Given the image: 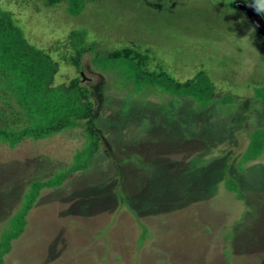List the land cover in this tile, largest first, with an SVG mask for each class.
Segmentation results:
<instances>
[{
    "label": "rangeland",
    "instance_id": "1",
    "mask_svg": "<svg viewBox=\"0 0 264 264\" xmlns=\"http://www.w3.org/2000/svg\"><path fill=\"white\" fill-rule=\"evenodd\" d=\"M45 1L0 5L46 49L85 33L92 52L83 54L81 85L103 144L86 171L40 192L4 264H264V153L243 162L249 134L264 130V102L255 99L264 39L237 8L251 4L264 17V0H96L79 16ZM129 45L176 80L207 72L216 97L234 101L201 110L155 89L139 93L122 70L94 64ZM77 75L61 62L55 82ZM85 141L75 129L14 149L0 143V242L30 182L71 167ZM229 178L243 201L226 190Z\"/></svg>",
    "mask_w": 264,
    "mask_h": 264
},
{
    "label": "trees",
    "instance_id": "2",
    "mask_svg": "<svg viewBox=\"0 0 264 264\" xmlns=\"http://www.w3.org/2000/svg\"><path fill=\"white\" fill-rule=\"evenodd\" d=\"M63 1L67 3L70 15L79 16L87 3L96 0H46L45 5L55 7ZM23 31L11 12L0 5V143L14 149L24 140L37 142L75 129L83 130L86 141L73 156L71 167L45 181L30 182L19 210L7 220L8 227L0 242V264H4V256L10 251L12 241L23 234L26 217L40 192L60 188L74 173L86 171L90 163H95V155L99 154L103 144L92 119L94 103L88 88L81 85V60L85 52H92L86 44L85 33L72 31L68 44L55 42L50 50L32 43ZM55 53L59 54V61L55 59ZM61 62L78 72L67 84L55 82ZM150 62L148 51L138 50L133 45L112 50L105 56L96 55L94 59V64L101 71L122 70V79L139 93L145 89H155L173 98L191 100L201 110L234 101L226 96L217 98L214 82L203 70L190 79L179 81L160 65L152 68ZM256 90L255 99L264 102V87ZM263 153L264 130H256L249 134L243 162L254 161ZM224 186L239 201L245 199L236 180L229 178ZM226 237L230 238L229 235ZM145 239L146 234L141 236L139 244Z\"/></svg>",
    "mask_w": 264,
    "mask_h": 264
},
{
    "label": "water",
    "instance_id": "3",
    "mask_svg": "<svg viewBox=\"0 0 264 264\" xmlns=\"http://www.w3.org/2000/svg\"><path fill=\"white\" fill-rule=\"evenodd\" d=\"M237 8L245 13L250 22L255 25L258 35L264 38V17L256 7L251 4H238Z\"/></svg>",
    "mask_w": 264,
    "mask_h": 264
},
{
    "label": "flooded vegetation",
    "instance_id": "4",
    "mask_svg": "<svg viewBox=\"0 0 264 264\" xmlns=\"http://www.w3.org/2000/svg\"><path fill=\"white\" fill-rule=\"evenodd\" d=\"M264 39V38H263Z\"/></svg>",
    "mask_w": 264,
    "mask_h": 264
}]
</instances>
